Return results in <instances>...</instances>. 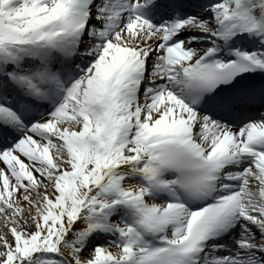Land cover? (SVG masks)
I'll list each match as a JSON object with an SVG mask.
<instances>
[{"label":"snow or ice","instance_id":"6c2138e0","mask_svg":"<svg viewBox=\"0 0 264 264\" xmlns=\"http://www.w3.org/2000/svg\"><path fill=\"white\" fill-rule=\"evenodd\" d=\"M0 264H264V0H0Z\"/></svg>","mask_w":264,"mask_h":264}]
</instances>
